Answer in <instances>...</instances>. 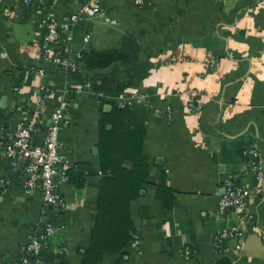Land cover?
Returning a JSON list of instances; mask_svg holds the SVG:
<instances>
[{
	"label": "crops",
	"instance_id": "obj_1",
	"mask_svg": "<svg viewBox=\"0 0 264 264\" xmlns=\"http://www.w3.org/2000/svg\"><path fill=\"white\" fill-rule=\"evenodd\" d=\"M88 1L99 13L70 20ZM42 15L59 23L60 49L72 70L40 58ZM125 41L134 60L105 69H88L82 60L83 50L119 48ZM172 55L185 60L167 62ZM206 57L215 58L216 65ZM39 68L46 74L43 82L59 90L93 79L100 83L102 77L122 80L132 70L137 82L107 99L121 106L120 97L128 93L147 97L141 104L147 110L142 155L148 174L130 203L136 244L116 254L104 252L98 264H214L222 256L232 264H264V181L263 192L250 197L245 217L217 212L227 177H237L249 189L256 184L244 152L253 142L264 167V0H150L143 5L135 0L32 5L0 0V124L7 130L15 128L26 97L41 80ZM191 95L201 104L198 113L188 110ZM65 97L72 103L58 151L67 169L85 163L95 173L80 189L68 180L60 183L66 208L59 210L44 206L39 191L24 190L19 170L4 169L0 162V175L9 178L0 187V264H18L45 222L56 230L47 249L28 264H81L90 245L101 181L99 96L84 91ZM158 190L165 197L171 193L170 207ZM233 227L244 231L240 249L227 241L219 252L215 233Z\"/></svg>",
	"mask_w": 264,
	"mask_h": 264
},
{
	"label": "built area",
	"instance_id": "obj_2",
	"mask_svg": "<svg viewBox=\"0 0 264 264\" xmlns=\"http://www.w3.org/2000/svg\"><path fill=\"white\" fill-rule=\"evenodd\" d=\"M40 0H20L23 5H32ZM150 0H135L138 5H143ZM99 13V8L93 1L85 3L78 13L72 15L74 21L81 17H92ZM38 47L40 58L47 63L56 65L64 71L72 70L73 65L68 57L60 49L62 35L59 23L56 19L42 15L38 21ZM182 56L172 55L167 62H181ZM210 65H216V59L206 57ZM40 81L37 82L32 92L26 97L27 105L22 110V115L14 129L7 130L0 124V162L4 169L19 170L21 186L24 190H37L41 193L43 205L52 206L59 210L66 208V204L59 191L61 182L67 180V165L63 156L59 153V132L61 126L68 119V111L71 100L65 97V93L80 94L84 91H92L100 98L104 96L93 90L92 82H86L83 86H73L69 89L59 90L48 82H43L46 76L42 68L37 69ZM191 95L187 107L190 112L198 113L200 102ZM108 98V97H106ZM119 104L133 105L145 102L146 95L140 93H128L123 95ZM40 132L41 140L34 141V135ZM248 156V167L254 175L255 185L249 189L235 176L227 177L224 181V193L219 199L217 212L226 214L235 212L245 217L248 201L251 196L263 192L264 167L260 165L258 143L253 142L244 149ZM9 178L0 175V187H5ZM56 227L51 222H45L42 230L34 235L28 242L25 252L21 255L18 264H28L33 257L40 255L47 247ZM244 231L239 228H224L217 231L213 241L216 250L220 252L227 241H234L235 248L240 249ZM132 245L136 244L133 240ZM184 253L190 255V249L185 248Z\"/></svg>",
	"mask_w": 264,
	"mask_h": 264
},
{
	"label": "trees",
	"instance_id": "obj_3",
	"mask_svg": "<svg viewBox=\"0 0 264 264\" xmlns=\"http://www.w3.org/2000/svg\"><path fill=\"white\" fill-rule=\"evenodd\" d=\"M128 44L125 41L119 48L102 51L83 50L82 60L88 69H105L117 61L134 60L136 54L129 53ZM126 76L122 80L110 82L103 77H98L100 83L97 79L91 81L93 90L104 96L99 99L98 151L101 181L90 245L81 264H98L104 252L116 254L134 240L130 203L139 196L148 174L149 165L142 155L147 110L143 104L119 106L106 98L119 95L126 87L137 82L132 70ZM105 104L110 105L109 110L104 109ZM94 173L85 163L73 165L66 172L68 182L76 189L82 188L87 175ZM158 197L163 200L166 208L170 207V192H166L165 197L158 190ZM214 264L232 262L227 256H222Z\"/></svg>",
	"mask_w": 264,
	"mask_h": 264
}]
</instances>
